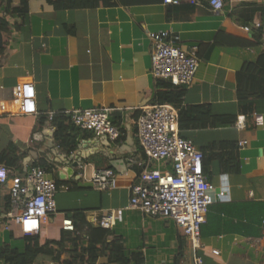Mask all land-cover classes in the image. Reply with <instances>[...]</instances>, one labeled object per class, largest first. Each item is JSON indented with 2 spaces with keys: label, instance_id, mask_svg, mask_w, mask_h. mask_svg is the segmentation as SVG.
Instances as JSON below:
<instances>
[{
  "label": "crops",
  "instance_id": "crops-1",
  "mask_svg": "<svg viewBox=\"0 0 264 264\" xmlns=\"http://www.w3.org/2000/svg\"><path fill=\"white\" fill-rule=\"evenodd\" d=\"M9 1L0 0V24L7 22L4 29L0 26V100L8 110L0 113V153L14 144L22 165L9 168L12 173H22L26 165L42 159L51 178L67 182L56 194L57 212L44 221L40 234L59 240L65 219L77 210L92 227H100L101 217L116 210L117 223L108 241L122 240L129 264H138L135 254L139 264H195L196 253L202 264H264V103L254 110L256 105L239 101L237 95V74L246 61L264 52V38L256 47L214 43L223 29L235 42L247 38L244 31L258 30L254 23L243 29V19L236 15L260 18L263 11L255 15L252 5L264 8V0H225L221 11H213L208 0L71 10L29 0L26 17L12 12L21 0ZM157 31H168L185 49L200 51L182 105H207L215 114L237 116L233 125L185 130L202 151L222 140L237 142L240 158L239 173L222 171L217 159L208 169L215 201L202 224V247L197 250L173 219L128 207L131 187L145 168L172 171L170 162L149 161L136 127L141 107L156 102L159 79L151 71L149 34ZM102 106L114 108L111 117L121 137L110 140L79 129L71 152L79 155L80 164L66 163L63 157L71 152L56 142L47 113ZM242 140L247 141L244 146ZM105 167L116 171L117 186L98 190L91 177ZM71 168L72 176L64 177ZM222 191H227L226 198ZM8 200L7 186L0 185V245L24 251L25 238L8 215ZM80 244L87 246L88 241L83 237ZM76 246L69 242L67 251L39 255L33 264H62L72 258ZM96 264L119 263L103 255Z\"/></svg>",
  "mask_w": 264,
  "mask_h": 264
},
{
  "label": "built area",
  "instance_id": "built-area-1",
  "mask_svg": "<svg viewBox=\"0 0 264 264\" xmlns=\"http://www.w3.org/2000/svg\"><path fill=\"white\" fill-rule=\"evenodd\" d=\"M201 1L164 0V3L198 4ZM208 4L213 11H221L225 0H208ZM149 36L153 44V75L176 86H190L200 64L197 49H185L179 38L168 31L151 32ZM113 109L102 106L62 113L69 115L71 123L80 130L118 140L122 131L111 117ZM4 112H8L7 104L0 100V113ZM47 114L51 121L57 113L50 111ZM178 117V108L172 103L157 102L141 107L136 119L140 146L149 161L170 162L172 171L145 168L139 181L131 187L128 207L153 217L173 219L185 229L193 248L197 250L202 247V224L215 201V186L205 173L203 152L191 138L182 136ZM238 124L242 127L243 120ZM246 143V140H242L240 146ZM91 183L98 190L115 188L116 171L110 167L97 169L91 177ZM0 185L8 188V215L20 225L24 236L40 233L44 221L57 212L56 194L59 186L48 175L45 167L26 165L24 172L12 173L5 164L0 163ZM220 195L226 198L227 191H222ZM117 219V211L109 210L101 217L100 227L112 229ZM67 226L68 221L65 219L64 227ZM194 261L195 264H202V257L196 253Z\"/></svg>",
  "mask_w": 264,
  "mask_h": 264
},
{
  "label": "trees",
  "instance_id": "trees-1",
  "mask_svg": "<svg viewBox=\"0 0 264 264\" xmlns=\"http://www.w3.org/2000/svg\"><path fill=\"white\" fill-rule=\"evenodd\" d=\"M11 1V0H10ZM9 1V2H10ZM55 10H71V9H95L100 7L113 6H133V5H151L164 3V0H44ZM170 6V4H167ZM254 14L260 10L263 11L260 18L256 16L247 17L243 14L236 15L239 17L243 29L250 24L260 26L258 30L251 34L246 33L247 38L244 41L238 39L231 40L232 35L227 33V29L220 30L214 43L220 46L233 45L238 43L240 46L256 47L261 44L264 38V8L257 5H252ZM12 12L26 17L29 12V0H21L18 7H14ZM0 26L4 29L7 26L5 20L1 21ZM245 26V27H244ZM235 38V37H234ZM237 39V38H235ZM198 55L200 51L197 52ZM185 94V87H180L171 82L159 79L158 91L155 96V103H172L177 106L179 111L178 121L181 128V134L188 138L185 133L186 129H203L215 128L218 126L233 125L237 121L236 115H219L215 114L207 105H182ZM237 95L241 102L251 101L259 109L260 102L264 103V52L257 59L246 61L237 74ZM54 129V138L59 145L71 152L76 144L77 131L70 121V116L64 113L56 114L53 120L50 121ZM217 152H208L210 150ZM207 151L201 150L204 155V170L208 173L211 163L214 159L219 161L221 170L226 173L240 172V158L238 152V143L235 141L222 140L219 143L215 142ZM18 150L14 144H10L2 153H0V163L5 164L10 169H20L22 165V157L17 154ZM33 165L45 166L41 159ZM48 170V169H47ZM58 186L66 185L65 181H57ZM71 188H74L73 186ZM10 207V199L8 200ZM7 206V207H8ZM8 207V208H9ZM66 220L67 227L63 228L61 238L59 240L48 239L40 233L33 235H25V249L20 251L12 248L9 243L0 245V260L6 264H33L39 255L56 256L60 251H67L66 245L69 242L77 244L76 248L71 251L72 258L66 259L62 264H96L99 257L108 255L109 262L119 264H129L131 259L124 250L121 239H115L112 242L108 241L111 234L110 229L102 227H92L86 221L82 211L77 210L69 214ZM88 241V245L80 244L83 239ZM137 257L138 264L140 263L139 255Z\"/></svg>",
  "mask_w": 264,
  "mask_h": 264
},
{
  "label": "water",
  "instance_id": "water-1",
  "mask_svg": "<svg viewBox=\"0 0 264 264\" xmlns=\"http://www.w3.org/2000/svg\"><path fill=\"white\" fill-rule=\"evenodd\" d=\"M68 155H64V160H66L65 162L66 163H72L73 166H76V165H79L80 164V160L81 159L80 157H78L79 155H75L73 154L72 152L69 154V157H67ZM76 157V158H75ZM75 158L74 161H72L73 159ZM72 166V167H73ZM65 172L66 174H63L64 177H71L72 176V173H73V169H65Z\"/></svg>",
  "mask_w": 264,
  "mask_h": 264
}]
</instances>
